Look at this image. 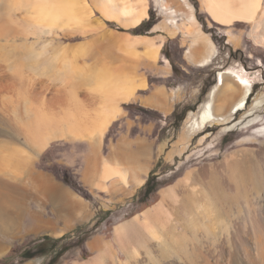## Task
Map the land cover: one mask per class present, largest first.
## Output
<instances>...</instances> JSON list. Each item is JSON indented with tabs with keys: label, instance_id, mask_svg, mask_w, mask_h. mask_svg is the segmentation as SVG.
I'll use <instances>...</instances> for the list:
<instances>
[{
	"label": "crops",
	"instance_id": "0c3cea01",
	"mask_svg": "<svg viewBox=\"0 0 264 264\" xmlns=\"http://www.w3.org/2000/svg\"><path fill=\"white\" fill-rule=\"evenodd\" d=\"M173 1L177 10L183 12L184 3ZM100 3L101 0H96L95 7L91 6L96 18L105 24L127 22L124 18H106L100 12ZM161 5L162 0H153L152 9L157 20L151 29L154 36L131 34L135 38L153 39V44L159 46L157 55H152L145 46L137 47L135 52L156 60L143 58L131 65L129 58L119 59L124 73L127 75L131 70L132 80L138 86L131 99L126 101L128 106L121 107V116L113 120L115 125L106 140L73 143L62 151L61 146H53L50 154L59 156L43 161L41 167L33 166L26 177L8 181L10 199L8 204L1 203L0 260L10 250L20 251L35 246L42 238H49L57 246L66 243L68 246V249L61 248L55 264L89 262L109 242L97 230L109 219L116 221L114 227L132 219L115 215L129 214L136 205L135 200H139L153 178L160 182L176 174L169 186L159 190V201L163 191L188 175L199 177V181L207 175L208 181L212 179L213 183H218L222 179L231 185L240 176L246 183L252 182L260 188L264 185L261 154L264 152V134L254 131L258 124L264 125V66L257 63L245 66L236 61L223 65L218 46L202 26L193 35L180 30L176 36L168 37L165 29L170 27L167 24L170 16L160 12L163 11ZM150 9L151 4L148 8L151 15ZM189 15L178 14V24H200L209 20L196 9V21ZM150 19L129 29L138 30ZM207 40L215 44L216 52L209 48ZM206 103L213 111L214 121L198 131L194 124L197 119L192 121L190 115ZM258 116L263 117L259 123ZM185 133H190V138L182 142ZM226 158L232 166L227 164L229 169L226 168L224 175L217 168L213 172L212 169L204 170L206 173L201 171L202 168L218 167ZM183 167L185 171L177 174ZM62 172L64 177L59 175ZM254 184L247 186L251 193L255 191ZM188 195L190 199L185 196L179 206L178 213L183 220L194 205L193 194ZM158 202L149 204L142 212L154 208ZM50 257V253L40 260L21 257L14 264H50Z\"/></svg>",
	"mask_w": 264,
	"mask_h": 264
},
{
	"label": "rangeland",
	"instance_id": "374dc122",
	"mask_svg": "<svg viewBox=\"0 0 264 264\" xmlns=\"http://www.w3.org/2000/svg\"><path fill=\"white\" fill-rule=\"evenodd\" d=\"M86 1L88 3H90V5L93 8L95 7L96 0H86ZM132 1L136 2L134 0H132ZM103 2L105 4H102ZM178 2H180V1H178ZM189 3L193 6V8H195L197 10V12L201 13L202 15L208 16L209 20H206L204 23H200V24H198V23H193V24L192 23H182L179 25L177 22L178 19L176 18V16L178 14H184V15L193 14L194 15L195 9L190 10L186 6V4L184 3L185 9H183L182 10L183 12H181V9L177 10L176 4L174 3L173 0H162V5H161L160 10H163V11H160V12L162 14H168L170 16L169 22H167V24L170 27L165 29L167 31L168 37L176 36V34L180 30H182L187 35H191V34L193 35L194 32L197 30V28L199 26H202L204 31L210 34V36L212 37V39L214 40V42L218 46L220 53H221V57H222L221 60L223 62V65L228 66V65H231L234 61H236L238 63L245 65V66H250L251 63H257L260 66H264V46L257 44L254 41V39L249 36L251 30L253 29L254 23H252V22L251 23H237L236 25H234L232 27L221 26V25H219L213 21V18L211 17L209 12L207 11V9L203 3V0H189ZM144 4L147 6V8H150V4H151V9H150L151 15L149 14V18H151V19L148 22H145L138 30L129 29L130 27L125 26V23H123V25H122V22L107 23V24H105L103 22L104 26H102L100 28L97 22H91V21H89V19L87 20L88 21L87 22L86 21L87 18L85 19L84 16H81L83 19H85V22H81V23L73 22L72 25H71V23H70V25L63 23V20L56 22L55 25H54V22H51L52 25H54V27L51 26L52 29H49L50 26L48 25L49 23L47 22L48 23L47 28L40 29L42 31H39V28H38V31H35L37 29V28L36 29L33 28L36 25V24L34 25V23L36 22L35 18L31 20V17H33L32 15L29 18L25 17V15L23 13H25V12L27 13V11L25 10V12H24V10H18V7H16L14 9L13 15L15 14L14 15L15 17H13L12 20L7 19L5 21H0V30L7 31V29H10L9 30L10 34L13 32L12 33L13 35H11V37H10V35L5 36V37H0V151H1L0 155H2L0 158V222H1V218H2V214H1L2 205H1V203L7 202V204H8L9 199H10L11 189L8 186V181L12 180L11 179L12 173L16 172L13 174L14 177H16V176L17 177L18 176L19 177L20 176L26 177L25 175H26L27 171L30 169V167L31 168L33 166L41 167L43 164V161L49 160L52 158H56V156H59V154H57V155L50 154V150L53 148V146H61L59 149H60V151H62L63 149L67 148V145H72L73 143H82V142L89 143V142H96V141L104 142L106 140V135L108 134L110 129L115 125L114 121L118 117H120L122 114L121 113L120 115L117 116V118L111 123V125L107 128V130L104 132V134H102V136L100 134H97V133L88 134V132L87 133L84 132L83 134L78 133L79 134L78 136H74L70 133H68V134L63 133L64 135H62L61 134L62 131H67L66 128L69 126V124L70 123L75 124L76 120H77V123H76L77 125L76 124L75 125H76L77 129L79 127L80 132H81V129L84 130L85 127L86 128L88 126L91 127L90 125L92 124V122L94 120L91 118H93L92 116L95 114V112L98 111L97 110V107H98L97 104H99V107H101L103 105L104 101H101L102 99L100 100L99 99L100 97H98L97 94L95 95V93H93L94 97H92V93L91 94L89 93L87 87L84 86L83 83L82 84L78 83L75 91H73L74 94H72L71 91L68 90V88L71 89V85L66 84L64 86L65 88H62L63 86L62 85L60 86L59 82H58V84L56 83L57 81L53 82L54 79H50L48 77V75L54 74L55 70L59 67V65L61 63L56 61L57 65H54L55 62L50 61L53 57L52 55L55 56L54 53L56 50L59 51V50L64 49V50H66V52H64V53H66L65 54L66 57H64V58H67V57L70 59L75 58L76 61L82 65L85 62H87L88 65H92L94 67L95 71H97V72L103 71V69L105 67L109 68L111 75L113 77L118 76V80L121 83L120 77H121V75L123 76L125 74H123L124 73L123 67H122L121 61H119V59H122L123 57H127L130 59L131 65L136 64L137 62H139L143 58H145V60L153 61L156 59L149 58L145 53L143 55L137 54L135 52L136 48L139 46H145V47H147V49H149L150 52H152V55H157L156 53H158V50H159L158 49L159 46L157 48L154 44L151 45L154 42L151 38H146L147 41H141L140 39H145V38H134L131 35V34L140 33V34L146 35V36H154V34L151 33V29L153 28V26L155 25L157 20H156V16L154 15V11L152 9L153 8L152 7L153 6V0H146V2H144ZM105 5H107L106 0H101L99 7L104 8ZM121 5L122 4L120 2H118V4L116 5V8L118 7L117 9L112 8L111 5H107L112 9L113 14H116L115 17L116 18L118 17L117 20H120L122 18L127 19L126 17H124L122 15L118 16L119 13H117V10L120 9L119 7H121ZM99 9H100V11L102 10L101 8H99ZM0 10H4V9H2V6H0ZM190 11H191V13H190ZM21 12H23V13H21ZM20 14H23V15L21 16ZM27 14H29V16H30L31 13L29 12ZM93 17H95V16L93 15ZM115 17H113V19H115ZM194 17H195V15H194ZM18 18H20V20ZM171 20H173V23L171 22ZM12 22H14V23H12ZM263 22H264V20H263ZM263 22L261 24L260 31L258 32V34L259 33L264 34V31H263L264 30V23ZM32 24H33V26H32ZM44 25H45V23H44ZM9 27H11V28H9ZM86 27H88V28H86ZM2 31H0V33ZM34 31H35V33H34ZM30 32H32V33H30ZM128 39L130 40L129 43H131V44L133 42L135 43L134 44L135 48L133 46L131 48L128 47L129 49H127V47H122V44L126 41L128 42ZM159 43L162 44V42H159ZM77 45L78 46L79 45H86V51L82 54L81 53L76 54L77 47H78ZM150 45L154 46V47L149 48ZM44 46H46V48ZM87 47H90L91 49H88ZM124 48H126V49H124ZM103 52H104V55H102ZM47 60L49 62H47ZM44 61L46 62L45 65H44V63H45ZM52 61H55V60L53 59ZM50 63L52 65H54L55 67L51 66ZM48 64H49V66H48ZM50 66H51L52 71H54V72H51V71L48 72V70H49L48 68H50ZM56 66H58V67H56ZM42 67H43V69H42ZM52 67H54V68H52ZM44 69H46V70H44ZM16 70L19 73H17ZM13 71H15L14 72L15 74L13 73ZM43 71H44V73H43ZM47 73H49V74H47ZM103 73H105V71H103ZM261 73H262V71H261ZM131 74H132V71L129 70L127 72V76L129 78H127V79L131 78V80H132ZM263 75H264V73H263ZM51 80H52V82H51ZM64 90L65 91L67 90L66 91L67 93ZM61 92H63V93H61ZM88 94H90V95H88ZM72 96H74V97H72ZM88 96H89V99L87 98ZM95 96H97L98 98ZM72 98H74V99H72ZM91 100H92V102H91ZM95 102H99V103L96 104ZM32 105H33V107H32ZM37 106H38V109H37ZM120 106L121 107L128 106V104L120 102ZM202 106L203 105L200 106L199 110L201 109ZM78 107H80V108H78ZM31 108H33L34 111L36 109H37L36 111H38V110L39 111L34 112L33 109L31 111ZM42 111H43V114L46 115V116L45 115L44 116L47 117L48 119L51 118L53 122L52 123L49 122V123H51V125H49L48 119H46L47 122H45V121H44V123L41 122L43 125H41V123L37 124V125H39L37 127L39 129L36 128V130H39V132H40L42 129H43V131L45 129L44 132H47L50 130V131H53L54 133L53 134L51 133L52 138L48 142V145L45 148H43L41 151H38L40 149H39V147L34 146V144H35L34 141L37 142L38 138L39 137L41 138V136H40L41 132H40V134L38 133V131L36 132V130H34V129L37 125L35 126V123H33L34 125L32 127L31 123L37 122L40 119L39 118L36 121L34 115H36V113L37 114L42 113ZM62 111H64V112H62ZM88 111H89V113H88ZM44 112H46V113H44ZM197 112H194V113H197ZM74 114H75V116H74ZM77 114H78V116H77ZM41 115H39V116L42 117L43 115L42 116ZM71 115L73 117H71ZM263 115H264V111H263ZM79 116H83L84 118L79 117ZM58 117H59V119H58ZM31 118H34L35 121H34V119H31ZM56 118H57L56 121L53 120ZM79 118H80V120H79ZM262 118H263L262 116H258L256 119L257 123L262 121ZM74 119H76V120H74ZM29 120L31 122H29ZM58 120H60V122H61L59 126L57 123V122H59ZM61 120H63V122ZM24 121H26L27 123L29 122L30 125ZM90 122H91V124H90ZM10 123L11 124L13 123L12 126ZM47 123H48V125H47ZM53 123H54V125H53ZM14 124L15 125L17 124V125L15 126ZM19 124H20V126H19ZM44 124H46V125H44ZM21 125H22V127H21ZM54 126H57L56 127L57 129ZM65 126H67V127H65ZM30 127L33 129H31ZM262 127H264V125L258 124L254 128V131H257V129L262 128ZM52 128H54L56 131H60L59 132L60 134L58 133L56 136L57 132L54 131V129H52ZM29 129H30V131H29ZM79 129H78V131H79ZM20 130H21V132H20ZM27 131H29V132H27ZM14 132L15 133L17 132V133L15 134ZM38 134H39V137H37ZM11 135H13V136H11ZM54 135H55V138H53ZM259 135H261V134H259ZM32 136H33V138H32ZM10 137H12V138H10ZM172 137H173V139H175L176 134L174 133V136H172ZM7 138L8 139L10 138V139L8 140ZM36 138H37V140H35ZM15 145H16V149H15ZM20 146H21V148H20ZM13 150H15V152ZM17 150L19 153L18 152L16 153ZM23 150L25 153H23ZM2 152L4 155L2 154ZM5 153H7L10 156L7 157V154L5 155ZM20 155H22V156L20 157ZM4 156H6L8 159L4 158ZM4 161H6L7 163ZM9 162H10V164H9ZM3 163H4V165L6 164L7 168H5L6 166L4 167ZM7 164H9V165H7ZM14 164H16V165L14 166ZM21 164H22V166H20ZM4 168H5V170H4ZM15 168H17V170H15ZM184 171H185V167L180 169V171L177 174L181 175ZM16 174H21V175H16ZM59 175H61V177H64L63 172ZM175 178H176V174L169 176L165 180L160 181V182L155 181V178L151 179L148 187H149V189L152 190V192H151L152 194L147 193V190H148V187H147V189L142 193L139 200H135L136 205L134 208L131 209L129 214H126L124 216L117 214L115 216H118V217L121 216V217H125V218H131V217L136 216L138 213H140L144 209H146L149 204H151L153 202H158L160 199L159 190L169 186ZM203 178L204 177H201L200 181L201 182L203 181L204 187L206 186L204 189H208L207 192H209V193L207 194V196L208 195L212 196V194H210L209 190L211 188H213L212 189L213 198L215 200L214 202H216L215 204H218V206L216 205V209L218 210L219 216L226 218V219L228 218V220H230L232 218L231 220H233V218H235V215L239 211V209L243 210V204L240 203L243 198L241 197L240 193L237 194L238 197L239 196L241 197L239 199H237V195H235V197L231 196L232 198L234 197L236 199V200L234 199V202H233L232 201L233 199L231 197L228 198L227 195H224L225 194L224 192L227 191L226 184L229 182L226 183V181L224 180L223 184L225 185V188H226V190H225L223 188L224 187L223 184L219 185L221 179L219 180V182L217 184V183H213V182L211 183V181L210 182L208 181V183H207L208 177H205L206 178L205 180ZM14 179H16V178H14ZM197 179H200V178L195 177L194 180L196 182H198V185L201 186V184H203V183H201ZM5 182H7V183H5ZM222 182H223V180H222ZM209 183L211 185L212 184H214V185L212 187H210V186H208V185H210ZM251 184H254V183H252V182L248 183L247 182V185H251ZM254 185H255V187L256 186L258 187L257 184H254ZM215 186L216 187L219 186V187L215 189ZM220 186H222L221 187L222 189L220 188ZM201 189H202V192L204 191L203 193L206 192V190H203V188H201ZM223 189H224V191H223ZM218 190H220V191H218ZM217 191H218V193H217ZM189 193H187V194H189ZM249 193L251 194V192H249ZM187 194H186V196H187ZM193 197H196V199L194 201L199 200V198H198L199 196L193 195ZM216 197H218V199ZM222 197L224 198V200ZM250 197H251V199L253 198V196H249L248 198H250ZM197 198H198V200H197ZM225 198L227 200H225ZM230 198L232 200H229ZM200 199L201 200H199V201H202L203 199L206 200V197H204V198L200 197ZM216 199H217V201H216ZM226 201H228V203ZM263 202H264V198H261V204H263ZM224 203H226V204L224 205ZM230 205H232V206H230ZM238 205H239V207H238ZM234 208H236V209H234ZM263 208H264V204H263V206L259 205L256 207H252L253 210H257V211H260ZM220 209H221V211H220ZM225 211H227V216L230 213L234 216H232L230 214L227 217L225 214L226 213ZM223 214H224V216H223ZM102 217H107V216H102ZM155 219H156V217L154 216L153 222L156 223L157 220H155ZM115 223H116L115 220L109 219L103 225V227H101L100 229L97 230V233L101 232L104 236H106V238L109 240L108 243H110V245L113 247V251L115 252V256L116 257L120 256L123 261H126L127 255H124V254L122 255L121 251L119 250L120 248L115 243V236H114V231H115L114 225H115ZM0 237H1V232H0ZM208 237H211V236L209 235ZM208 237H206V238L204 237L203 239H201V241L204 239L206 240V242H208L209 240L211 241L212 238H210L208 240ZM191 238L190 239H187V238L184 239V241L186 243L182 242V244L190 243L191 240H192L191 241L192 243H196L197 241L199 242V240H200V239L193 240ZM220 238L223 239L224 236H221ZM204 241H203V243H204ZM190 246H191V243H190ZM190 246H187V247L182 246L181 247L183 249L182 250L180 249V251L181 252L183 251V252L181 254H179V256L182 257V260L180 261L181 258L177 257L176 260L178 259L177 260L178 262H183V263L189 262L190 260H192L195 257V256L193 257L194 254L191 252L193 250L194 246L191 248H190ZM199 246L200 245H195L194 248L197 247L196 250L199 251V249L202 248L201 246L199 248ZM61 248L62 249H64V248L68 249L67 243L62 245V246H57V243L49 240V241H46L45 243H36L35 246L22 248L20 251L13 249V250L9 251V254H7L3 258V260H0V264H14L15 261L19 260V258H21V257L22 258H29V257H25L24 253H26V252H29L31 254L30 255V256H32L31 258H38L39 260L41 259V257L44 254L50 253L51 254L50 264H55V262H57V257L62 252ZM140 250L142 251L143 249H140ZM158 250H159V247L156 245V247L153 248V251H154L153 253H154V255H156L155 257H157V258L160 257V250L159 251ZM22 251H24V252H22ZM187 251H189V252H187ZM54 252H56L57 254L54 255ZM140 254L142 255L143 252H140ZM141 255H139L140 256L139 258H141V260H142L141 263L144 264V262H145V264H149V260H147V258H149V257L146 254H143V256H141ZM106 256L108 257L109 255L106 253L104 257H106ZM107 257L105 258L107 261L106 260H104V261L107 262L106 264H109L110 256L108 258ZM142 258H144V259H142Z\"/></svg>",
	"mask_w": 264,
	"mask_h": 264
},
{
	"label": "bare ground",
	"instance_id": "6f19581e",
	"mask_svg": "<svg viewBox=\"0 0 264 264\" xmlns=\"http://www.w3.org/2000/svg\"><path fill=\"white\" fill-rule=\"evenodd\" d=\"M182 1L186 4V6L190 10L195 9L189 3V0H182ZM104 2L102 4H105ZM118 2H120L122 4L121 7H119L120 9L117 10V13H119L118 16L122 15V16L127 18V20H126L127 22L125 21L126 22L125 26L136 27L140 23H142L143 20L149 18L148 8L144 4V2H146V0L145 1L144 0H137L136 2H133L132 0H106L107 5H111L112 8H114V9L116 8V5L118 4ZM203 3L205 5L207 11L209 12L211 17L213 18V21L216 22L217 24L221 25V26L232 27V26L236 25L237 23H251V22L254 23L253 29L251 28L252 30H251L249 36L251 38H253L257 44L264 46V34H260V33L258 34V32L260 31L261 24L264 20V0H203ZM107 5H105L104 8L100 7L102 9L100 12H102V14L106 18L113 19V17H115L116 14H113L112 9ZM0 6H2V9H4V10H0V21H5L7 19L12 20L13 17H15L14 16L15 14L13 15V13H14V9L16 7H18V10H24V12L26 10L27 13L30 12L31 13L30 16L26 12H25L26 14L23 12H21V13H23L25 15V17H27V18L31 17V15H32L33 17H31V20L35 18L36 22L34 23V25L35 24L36 25L33 27L34 29L37 28L35 31H38V28H39V31H42L40 29L47 28L48 25L50 26V28L49 27L48 28L52 29L51 26L54 27L55 23L58 21L63 20V23H66L67 25L68 24L70 25V23H71V25H72L73 22H76V23L85 22L86 18H87L86 21L89 19V21H91V22H97L100 28L102 26H104V23L101 21V19L93 17L94 11H93L90 3H88L86 0H0ZM190 13H191V11H190ZM23 14H20V15L22 16ZM81 16H84L85 19H83ZM189 17L191 20L196 21L193 14H190ZM117 18L115 17L116 20H117ZM18 19L20 20V18H18ZM51 22H54V25H52ZM171 22L173 23V20H171ZM12 23H14V22H12ZM44 23H45V25H44ZM122 25H123V23H122ZM32 26H33V24H32ZM9 28H11V27H9ZM86 28H88V27H86ZM9 30L10 29H7V31L0 30V31H2L0 33V37H5V36H9V35L11 37V35H13L12 34L13 32L10 34ZM35 31H34V33H35ZM32 32H30V33H32ZM143 38H145V39H140V40L141 41H147V39H146L147 37H143ZM129 41L130 40L128 39V42L127 41L124 42L122 44V47H127V49H129L128 47H130V48L132 46L134 47L135 43L133 42L131 44V43H129ZM208 42H210V44H208V45H210L209 48H212V50L214 52H216L215 44L212 41H208ZM151 45H153V43ZM150 46H149V48L154 47V46H151V47ZM44 47L46 48V46H44ZM87 48L91 49L90 47H87ZM157 48H158V46H157ZM124 49H126V48H124ZM209 50H211V49H209ZM85 51H86V45H79L77 47L76 54H79V53L82 54ZM62 52L64 53V52H66V50H64V49L59 50V51L56 50L54 53L55 56L52 55L53 57L50 61L55 62L54 65H57L56 61H58L61 64L59 65V67L56 66L58 68L54 72L51 69V66H54V65H52L50 63L51 66H50V68L47 67L49 69V70L48 69L47 70H48V72L49 71L54 72V74H50L51 76L48 75V77L50 79H54L53 82L57 81L56 82L57 84L59 82L60 86L61 85L63 86L62 88H65L64 86L66 84L71 85V89L68 88V90H70L72 94H74L73 91H75L77 84L83 83L84 86L87 87L89 93L90 94L92 93V97H94L93 93H95V95L97 94L98 97H100L99 99L100 100L102 99L101 101H104V102H103L102 106L100 105L101 107H99V104H97L99 102H95L99 108L97 107L98 111L95 112L96 115L94 114V117L91 118V119H94L93 122L91 121L92 124L90 122L91 127L88 126L86 128L84 126L85 129L84 130L81 129V132H80L79 127H78L79 131L76 128L77 120L74 119V120H76L75 121L76 125L74 123L73 124L70 123L68 127L65 126V127H67L66 128L67 131H62L61 134L64 135L65 133H67V134L70 133L74 136H78L79 135L78 133L83 134L84 132L85 133L88 132V134L97 133V134H100L102 136V134H104V132L107 130V128L109 127L111 122L114 119H116V117L118 115H120L121 112L123 111L121 106H120V102L125 101V103H126V101L131 99V97L133 96L134 91L138 85L134 82V80H131V78L127 79L129 77L125 73H123L125 75H123V76L121 75V77H120L121 83H120L118 80V76L113 77L111 75V72L109 71V68L105 67L103 69V71H105V73H103V71L97 72V71H95L94 67L92 65H88L87 62H85L82 65V64L78 63L75 58L74 59H70L68 57H67L68 59L64 58V57H66L65 56L66 53L63 54ZM147 52L148 51H146V53ZM102 55H104V52L102 53ZM53 59L55 61H52ZM47 62H49V61L47 60ZM45 64H46V62L44 63V65ZM48 66H49V64H48ZM54 67H52V68H54ZM42 69H43V67H42ZM44 70H46V69H44ZM14 72L15 71H13V73ZM16 72H17V70H16ZM17 73H19V72H17ZM43 73H44V71H43ZM47 74H49V73H47ZM51 82H52V80H51ZM61 93H63V92H61ZM90 94H88V95H90ZM72 97H74V96H72ZM95 97H97V96H95ZM87 98L89 99V96ZM72 99H74V98H72ZM91 102H92V100H91ZM32 107H33V105H32ZM78 108H80V107H78ZM32 109L33 108H31V111H32ZM37 109H38V106H37ZM33 111H34V109H33ZM38 111H36V112H38ZM62 112H64V111H62ZM212 112L213 111L210 108V105L208 103H206V104H203V106L201 107V109L197 113H192L190 115V116H192L191 118H193L192 121L194 119H197V121L194 124L198 128V131L204 130L205 128H207V126L212 124V120L214 119ZM44 113H46V112H44ZM88 113H89V111H88ZM37 115L38 116L41 115L42 117H40V116L38 117ZM44 115L45 114H43V111H42V113H39V114L36 113V115H34L36 121L39 118L40 119L37 122H32L31 123L32 127L34 125L33 123H35V126H36L37 124H40L41 122L42 123H44V121L47 122L46 119H48V118L45 117L46 115L45 116ZM74 116H75V114H74ZM77 116H78V114H77ZM71 117H73V116L71 115ZM79 117H83V116H79ZM217 117H218V115H217ZM215 118H216V115H215ZM31 119H34V118H31ZM35 119H34V121H35ZM50 119H48V123L53 122L52 119L51 120ZM58 119H59V117H58ZM53 120L56 121L57 118L53 119ZM79 120H80V118H79ZM58 121L59 122H57V123L59 126L61 122H60V120H58ZM61 121L63 122V120H61ZM24 122H26V121H24ZM29 122H31V121L29 120ZM29 122L28 123L26 122V123L30 125ZM42 123H41V125H43ZM48 123H47V125H48ZM51 123H49V125H51ZM54 123H53V125H54ZM12 124H11V126H12ZM44 125H46V124H44ZM19 126H20V124H19ZM38 126L39 125H37L34 130H36V128ZM21 127H22V125H21ZM54 127L56 128L57 126H54ZM31 129H33V128H31ZM37 129H39V128H37ZM52 129H54V128H52ZM29 131H30V129H29ZM29 131H27V132H29ZM37 131L39 134L41 132V135H40L41 138L39 137V134H38L37 137H39V138H38L37 142H35L32 139L33 136L31 139L35 143L34 146L39 147L40 150H38V151H41L43 148H45L48 145V142L52 138V134L54 132L50 131V130L47 132H44L45 129H44V131H43V129L40 132H39V130H36V132ZM54 131H56V130L54 129ZM20 132H21V130H20ZM56 132H57L56 133V136H57V134L60 131H56ZM256 132L258 134H261V135L264 134V127L257 129ZM11 136H13V135H11ZM10 138H12V137H10ZM53 138H55V135ZM189 138H190V133H185L182 136L181 140H183L182 142H185ZM35 140H37V138ZM21 146H20V148H21ZM15 149H16V145H15ZM13 151L15 152V150H13ZM17 152H18V150L16 151V153ZM7 153H5V155ZM23 153H25L24 150H23ZM2 154H3V152H2ZM261 154L263 156L262 157L263 158L262 164H263V168H264V152H262ZM1 156L2 155H0V158H1ZM8 156H10V155L7 154V157ZM21 156L22 155H20V157ZM7 157L4 156V158L8 159ZM226 159L227 160L223 164H219L218 167H216V166L212 167L211 166V168L209 167L208 169L202 168L201 171H204V170L208 171V170L212 169L211 171L213 172V169L217 168L218 170H220V172L223 173L226 170V168L229 167L228 165H231V163L228 164L230 162V161L228 162L229 158H226ZM233 161H235V160H233ZM4 162H6V161H4ZM9 164H10V162H9ZM9 164H7V165H9ZM259 164L261 165V163H259ZM259 164H257V165H259ZM3 165H4V163H3ZM15 165L16 164H14V166ZM5 166H6V164L4 165V167ZM20 166H22V164ZM231 166H230V168H231ZM261 166H260V168H261ZM205 167H208V166H205ZM234 167L236 169V166H233L232 168H234ZM5 168H7V166ZM5 168H4V170H5ZM15 170H17V168H15ZM119 170H120V168H119ZM229 171H231V170H229ZM232 171L234 172L235 170H232ZM105 172L107 173V171H105ZM113 172H114V170H113ZM227 172H225V173H227ZM14 173H16V172H14ZM14 173H12V175H11L12 180H13V178H22V176L14 177L13 176ZM214 173L217 174V171ZM239 173L237 172V174H239ZM21 174H16V175H21ZM189 174H191V173H189ZM240 174H242V173H240ZM106 175H109V174H106ZM120 175H122V174H120ZM218 175H220V174H218ZM223 175H224V173H223ZM228 175H230V174H228ZM228 175H227V177L229 178ZM210 176H209V178H210ZM214 176L217 177L215 174H214ZM247 176H249V175H247ZM203 177H204L203 179L205 180L206 179L205 177H207V175H203ZM218 177H220V176H218ZM244 177L246 178V176H244ZM120 178H121V176H120ZM194 178L195 177H191L190 175H188L185 179H183V178H182L183 180L180 179L173 187L162 192L161 200L158 202V204L154 208L148 209V210L144 211L142 214L137 215V216L133 217L132 219L128 220L127 222H123V223L115 226V231H114L115 243L120 248L119 250L121 251L122 255L123 254L127 255L126 261H123L120 256L116 257L115 252L113 251V247L110 245V243H107V244H105L106 246L104 245L106 248H103L104 250H101L100 254L96 258H94V259H92L89 262L84 263V264H106L107 260L105 258L107 256L104 257L106 253L110 256L109 264H136V263L142 264L141 263L142 260H141V258H139L140 257L139 255H141L140 252H143V254H146L149 257V258H147V260H149V264H264V208L260 211L252 209V207H256L259 205L263 206V204H264V202H263V204H261V198H264V185L263 186H262V184L260 185V186H262V188L258 187L256 189L257 186L254 187L255 188V191H253L254 193L252 192L250 194L248 187H247L248 185L242 177L239 176L238 181H235V183L233 182L234 184H232V185L227 183V181H226L227 191L224 192L225 193L224 195H227L229 198L231 196L235 197V195L240 193L241 197L243 198L242 201L240 202L243 204V210L239 209L238 212L236 211L237 213L235 212L236 213L235 218H233V220H231L232 218L230 220H228V218L226 219V218L219 216L218 210L216 209V205L218 206V204H215L216 202H214L215 200L213 198V192H212L213 188H211L209 190L210 194H212V196H209V195L207 196V194L209 192H207L208 189H204L206 186L204 187V184H201V186L203 185L201 187L200 185H198V182H196L194 180ZM211 178H213V177H211ZM230 178H231V175H230ZM263 178L261 177V180ZM215 179L217 180L218 178H215ZM14 180H16V179H14ZM105 180H107V179H105ZM197 180H199V179H197ZM232 181L233 180L231 178V182ZM262 181L264 182V180H262ZM209 182H210V179H209ZM263 182H260V183H263ZM201 183H203V181ZM207 183H208V179H207ZM211 183H212V179H211ZM216 183H217V181H216ZM223 183H224V180H223L222 184ZM222 184L220 183L219 185H222ZM213 185L214 184H212V185L210 184L208 186L212 187ZM100 187H103V186H100ZM218 187L215 186V189ZM221 187L222 186H220V188ZM201 188H203V190H206V192L203 193L204 191L202 192ZM223 188L226 190L225 185ZM224 189H223V191H224ZM189 190L192 192H190ZM188 191L190 193H193V195H195V196H199L198 197L199 200H201L200 197H202V196L206 197V200L203 199L202 201H199L197 198L198 201H194V205L192 204L193 208H192V210L189 209V211H188L189 214H187L186 220H183V218L178 213V211H179V206L182 203L183 198H185L184 196H186V194L189 193ZM218 191H220V190H218ZM218 191H217V193H218ZM187 196H189V195L187 194ZM249 196H253V198L252 199H251V197L248 198ZM234 197L233 198L231 197L233 200L231 198L229 200H232L234 202V199H235ZM241 197L240 196L238 197V195H237V199H239ZM194 198L196 199V197H194ZM216 198L218 199V197H216ZM189 199H190V196H189ZM217 199H216V201H217ZM223 200H224V198H223ZM225 200H227V199L225 198ZM228 201H226V202L228 203ZM5 203L6 202H4V204ZM225 204L226 203H224V205ZM186 206H187V204H186ZM186 206L184 204V207H186ZM230 206H232V205H230ZM189 207H190V205H189ZM238 207H239V205H238ZM221 209H220V211H221ZM234 209H236V208H234ZM190 210H191V212H190ZM227 211H225L226 216H227ZM179 215L182 218L181 220L184 222H181ZM154 216L156 217L155 220H157L156 223L153 222ZM223 216H224V214H223ZM232 216H234V215H232ZM209 235L211 237H208ZM221 236H224V238L221 239L220 238ZM204 237L205 238L208 237V240L210 238H212V240L211 241L209 240L208 242H206V240L204 239L205 241L204 240L201 241V239H203ZM186 238L187 239L191 238L193 240H196V239H200V240H199V242L195 241L196 243H192L191 242L192 240H191L190 241L191 246H190V243L182 244V242L183 243L185 242L184 239H186ZM203 241H204V243H203ZM156 245L159 247V250H160V257L159 258L155 257L156 255H154V253H153L155 251V250L153 251V248L156 247ZM195 245H200L202 248L199 249L200 248V246H199V248H198L199 251H197L196 250L197 247L194 248ZM182 246H184V247L190 246V248L194 246L193 250L191 252L194 254L193 257L194 256L195 257L192 260H190L189 262L183 263V262H178L177 261L178 259L176 260L177 257L178 258L180 257L179 254H181L183 252V251L182 252L180 251V249L181 250L183 249V248H181ZM140 249H143V250L141 251ZM187 252H189V251H187ZM2 253L3 252H1V254ZM143 254L141 256H143ZM180 258H181L180 259V261H181L182 257H180ZM142 259H144V258H142ZM104 260H106V261H104ZM144 264H145V262H144Z\"/></svg>",
	"mask_w": 264,
	"mask_h": 264
},
{
	"label": "trees",
	"instance_id": "16d2710c",
	"mask_svg": "<svg viewBox=\"0 0 264 264\" xmlns=\"http://www.w3.org/2000/svg\"><path fill=\"white\" fill-rule=\"evenodd\" d=\"M149 184H150V182H149ZM152 192V190L151 189H149V187H148V190H147V193H151ZM143 213V212H142ZM141 213V214H142ZM137 215H140V214H137ZM136 215V216H137ZM135 217V216H134ZM133 218V217H132ZM123 223V222H122ZM121 224V223H120ZM119 225V224H118ZM46 241H49V238H42L41 240H39V242L38 243H45ZM25 254V257H29V258H31L32 256H30L31 254L29 253V252H26V253H24Z\"/></svg>",
	"mask_w": 264,
	"mask_h": 264
}]
</instances>
